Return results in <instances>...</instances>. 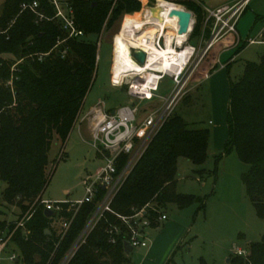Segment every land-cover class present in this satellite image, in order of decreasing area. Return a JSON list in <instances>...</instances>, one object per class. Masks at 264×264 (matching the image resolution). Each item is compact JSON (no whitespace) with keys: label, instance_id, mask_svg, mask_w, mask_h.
I'll return each mask as SVG.
<instances>
[{"label":"trees","instance_id":"trees-1","mask_svg":"<svg viewBox=\"0 0 264 264\" xmlns=\"http://www.w3.org/2000/svg\"><path fill=\"white\" fill-rule=\"evenodd\" d=\"M39 3L38 10L47 19H38L23 3ZM73 9L76 25L85 32L81 38L67 40L66 57L56 50L57 41L66 37L56 20L51 0H3L0 6V179L5 183L3 205H14L30 217L23 227L15 230L12 245L22 254L20 263L47 264L54 250L56 233L42 204L47 187L50 151L55 141L61 142L60 157L65 154L66 141L84 109L85 99L93 85L97 71V45L101 30L123 13L141 9L138 0H60ZM158 0V4H183L193 11L196 22L189 38L210 36L204 30L206 10L194 0L179 2ZM155 2V0H150ZM141 12L128 14L138 16ZM260 19L259 17L257 18ZM50 52V53H49ZM49 53L48 55H40ZM228 138L222 153L215 157V169L204 166L209 157L212 132L208 128H190L180 115L169 118L148 149L135 165L112 203L115 213L133 214L149 203L167 208L198 204L204 210L206 197L178 192V162L185 158L197 166L196 178L217 175L224 156L236 152L249 165L242 175L248 199L257 215L264 220V53L259 63L246 64L243 76L231 82L227 114ZM84 203L78 210L63 239L56 264L81 233L97 207V201ZM64 215L69 205L64 204ZM0 210V215H1ZM156 227V212L151 213ZM111 224L122 228L116 243L109 241ZM16 223L0 221V230L13 231ZM50 232V233H48ZM128 229L114 213H106L77 251L69 264H129L124 251ZM247 257L232 256L228 264H264V235L260 241L250 242ZM23 256V259H22ZM39 256L40 260L35 261ZM173 263V256L166 264ZM199 264H207L201 259Z\"/></svg>","mask_w":264,"mask_h":264},{"label":"rangeland","instance_id":"rangeland-1","mask_svg":"<svg viewBox=\"0 0 264 264\" xmlns=\"http://www.w3.org/2000/svg\"><path fill=\"white\" fill-rule=\"evenodd\" d=\"M89 1L95 2L98 0ZM138 1L141 5L140 10L132 13H123L113 23L109 25L105 23L101 30L100 37L97 39V71L91 90L85 99L84 109L78 119V122H80H77L74 126L66 141L64 155L60 157L61 142L55 141L52 145L50 151L51 162L48 167L51 171L47 187L43 193L44 200L73 202L83 198L85 192L83 180L88 175L94 174L102 163L90 145V134L86 131L88 121H83L86 112L92 105L108 110L120 108L131 102L127 86L116 87L113 85L112 68L117 41L127 40V22L129 18H142L148 6L158 4V0L153 3L150 0ZM173 1L186 2L189 0ZM200 1L204 2L206 7H215L226 0ZM249 1V7L242 14L239 23L243 41L247 39L249 34L254 38L260 30H263V22L257 18L259 15L264 14V0ZM2 2L3 0H0V6ZM176 4L187 9L183 4ZM197 4L199 3L197 2ZM136 12L141 13L138 16H127ZM194 19L196 22V16ZM213 21L212 19L207 23L209 29L212 28ZM247 41L235 47L230 54L232 55L231 57L235 56L229 68L226 69L228 71L227 77L231 82H236L243 76L247 63H259L264 53V43L250 44V46L244 48V45L248 44ZM190 43L195 45L197 50L185 70L186 78L189 77L185 86V94L175 106L169 118L178 114L189 123L190 128H208L213 132L215 126L221 123L217 115H214L212 105L217 100V91H214L209 81H205L202 85L195 88V84L198 82L199 69H201L200 66L203 67L207 60L206 56L200 60L206 43L203 42L201 44L200 38H194ZM218 48L219 50L221 49L220 45ZM226 57L228 58V56H225L223 61H226ZM215 60L216 58L214 57L208 59V61H213L214 63ZM122 78H116L117 82H121ZM172 87L171 78L165 75L157 93L166 95L171 91ZM101 101L104 104H99ZM160 103L158 100L143 102L141 108L144 111H142V114L149 109L159 107ZM228 104L227 95L224 94L223 96L221 91L219 93L218 106L224 112L222 115L225 118V124L226 114H228L229 110ZM210 121H213V123L211 124ZM222 151L223 149H218L213 141L210 142L209 157L207 164L204 166L207 170L213 171L215 169V157ZM195 169H197V166L188 159H179L177 190L183 194L206 197V209L199 210L198 204L182 209L175 204L168 206L169 220L185 224L187 227L184 241L171 255V257L173 256L172 264H199L201 259L207 264H228V259L234 256V248L245 247L248 249L250 242L260 241L264 235V220L257 215L253 204L247 197L245 186L242 182V175L249 170V165L243 163L236 152H232L224 156L220 161L216 177L205 176L202 180H198L195 177ZM5 186V183L0 179V210L2 212L0 221L6 220L9 223H17L22 219L23 212L16 204L3 205L5 202L3 201L2 193ZM30 212L32 211H28V213ZM161 224L160 222L159 226L149 227L147 232L150 234L159 232L158 228L163 225ZM55 238L57 239L55 241L56 244L59 242V238L57 235ZM150 238L152 236L148 235L146 239L148 244ZM9 249H15L22 254L18 245H12L11 243ZM145 251L146 247L135 248L129 255V264H142L146 256ZM39 260L40 257L37 256L35 261ZM21 264L24 263L21 262Z\"/></svg>","mask_w":264,"mask_h":264},{"label":"built area","instance_id":"built-area-1","mask_svg":"<svg viewBox=\"0 0 264 264\" xmlns=\"http://www.w3.org/2000/svg\"><path fill=\"white\" fill-rule=\"evenodd\" d=\"M247 2L248 0H243L234 5H225L217 10L209 11V17L205 21L204 30L209 20L213 19L214 21L210 36L205 38L204 33H202L199 37L201 39V44L203 42L206 43L200 60L216 42L229 32H236L237 22ZM51 3L54 5L56 13L50 18V20H56L60 24L66 37L58 40L57 44L50 52L56 50L64 58L68 54V48H62L63 44L69 39L83 37L85 32L79 29L76 25L73 9L67 2L51 0ZM156 6L157 5L148 6L147 11L151 12ZM38 8L39 3L37 1L22 4V10L30 9L38 16V19H47ZM262 22V31L264 32V18ZM191 33L187 38L186 45H189L193 49V53L188 62L184 64L183 68L174 71L171 69L163 71L146 70L145 72L130 71L128 72L129 75L122 78L121 82H116L113 79L114 86H127L131 102L120 108L108 110L95 107L93 109L95 114H92L91 116L92 111L84 117L83 121H88V129L91 138L90 145L95 150L102 163L94 174L88 175L83 180L85 192L82 199L73 202L42 201L45 211L51 210L54 212L53 216L50 217L51 228L59 238V242L55 244L54 250L52 251L47 264H53L60 249L61 242L68 233L80 207L84 203L96 201L101 190L102 196L97 201V207L91 218L75 242L70 248H68L56 264H69L80 246L86 241L98 222L108 212L116 214L127 227L128 232L125 240L130 243L133 250L138 247L148 246L146 240L148 236L147 230L152 226V212H156L157 214L156 223H160L168 218L164 209L158 207L157 204L149 203L141 209L133 208V214L131 215H121L113 211L112 203L135 165L144 155L152 140L162 129L175 106L185 94V86L189 78H186L185 70L197 50L196 46L189 42ZM261 42L263 41L259 40L258 37L248 39V44ZM153 43L155 47L162 49L166 46V37L161 33H158V36L154 39ZM172 45L176 50L181 49L178 47L177 40ZM130 49L132 52L135 49L145 51L146 62L144 65L140 64L133 55H130L138 64L146 66L149 60V50L145 49L143 46H135V44H131ZM49 53H42L40 57L42 58ZM150 72L156 73L157 78L155 83H153L150 76H148V73ZM165 75L171 78L173 87L168 94L162 95L157 93V91L159 90L161 81ZM149 82L152 83L149 84ZM154 100L161 102L159 107L149 109L142 114V111H144L143 108H141L142 103ZM99 104H104V102L101 101ZM64 204L69 205L66 212H72L71 217H66L63 214L65 211ZM29 217L30 215L28 212L24 214L22 219L16 223V227L13 231L0 230V264H21L18 252L15 249H9V246L12 243V237L15 230L19 227H23L25 221ZM108 233L110 235L109 241L111 243H116L117 236L123 233V230L121 227L111 224ZM233 253L235 256L247 257L249 250L245 247H237L234 248Z\"/></svg>","mask_w":264,"mask_h":264},{"label":"crops","instance_id":"crops-1","mask_svg":"<svg viewBox=\"0 0 264 264\" xmlns=\"http://www.w3.org/2000/svg\"><path fill=\"white\" fill-rule=\"evenodd\" d=\"M196 1L200 5H202V7L206 10V19H205L206 21L207 18L209 17V11L217 10L225 5H234L235 3L243 1V0H226L216 5L215 7H206L204 2H201L200 0H196ZM249 2L250 1L248 0L247 4L244 6L242 14L249 7ZM242 14L240 15L239 20L236 25V32H229L222 39L216 42L204 55L206 56L205 58L207 60L205 61V65L203 64L204 65L203 67L200 66L201 69H199V77L197 78L198 82H196L195 84L196 87L193 86L197 88L198 86L202 85L205 81H209L212 88H214V91L215 90L217 91V100H215L212 105H213L214 115H217L219 120H221V123L219 121L220 124H217L215 128L213 129V132L211 135V141H213V143L216 144L218 149L224 148L225 141L228 138L227 114H226V124H225V118L222 115V113L224 112H222V109L220 108V106H218V103H219V93L221 91L223 92V96L224 94L227 95V102L229 103L231 81L227 77L228 71L226 69L229 68L232 60L235 58V56L231 57L232 55L230 54L232 53L234 48L237 47L238 45L240 46L242 42H245L249 38H253L251 34H249L246 40L243 41L242 39L240 30H239V23H240ZM258 17L260 18L259 20L262 21L264 18V14L259 15ZM263 36H264V32L260 30L255 35L254 38L258 37L259 40L263 41L261 43H264ZM261 43H256V44H261ZM219 45L221 47L220 50L218 48ZM247 46H250V44L244 45V48H246ZM225 56H228V58L226 57V61H223ZM211 57L216 58L215 63L213 61H208V59H211ZM112 78H113V70H112ZM95 106L96 105H92L86 112V115L92 112ZM92 114H95V112L93 111L91 113V116ZM210 123L212 124L213 121H210ZM88 128L89 126L86 127V131L89 133ZM197 179L202 180L203 178H197ZM167 209L168 207L165 208L164 211L168 215ZM205 209L206 208H204V210ZM161 223L163 225L161 224L162 226L158 228L159 232H153L151 234L148 233V235L152 236V238H150L149 244L146 247V251H145L146 256L142 264H166L171 258V255L173 254V252L184 241V238L187 232V229H186L187 227L185 224H181L173 220H169V215H168V218L164 220L163 222L161 221ZM159 224L160 223H158L157 226H159ZM228 260H230V258Z\"/></svg>","mask_w":264,"mask_h":264},{"label":"bare ground","instance_id":"bare-ground-1","mask_svg":"<svg viewBox=\"0 0 264 264\" xmlns=\"http://www.w3.org/2000/svg\"><path fill=\"white\" fill-rule=\"evenodd\" d=\"M155 10L147 11L142 18L130 17L127 22L126 41H117L114 49L113 79L128 76L130 71L146 70H178L184 67L193 53V49L186 45L188 34L180 35L178 32V18L171 16L174 9H183L178 5H157ZM161 33L166 37V46L162 49L154 46V39ZM177 40L180 50L172 45ZM131 44L143 46L149 50V60L146 66L138 64L130 55ZM153 83L156 81V73H148ZM152 82H149L151 84Z\"/></svg>","mask_w":264,"mask_h":264},{"label":"water","instance_id":"water-1","mask_svg":"<svg viewBox=\"0 0 264 264\" xmlns=\"http://www.w3.org/2000/svg\"><path fill=\"white\" fill-rule=\"evenodd\" d=\"M93 5H96V2L93 3ZM158 8V6H156L154 9L156 10ZM153 9V10H154ZM170 15L173 17H177L179 19V29L178 32L180 35H185V34H190L192 29H193V25H194V15L193 12L183 8V9H174L171 11ZM129 52L131 55H133V57L142 65L145 64L146 62V53L143 50L140 49H135L133 50V52L131 51V49L129 48ZM105 188V187H103ZM45 214L47 217H52L54 212L51 210H46ZM50 233V232H48ZM124 251L127 255H130L131 252L133 251V247L130 245V243L127 240H124ZM230 260H228L229 262Z\"/></svg>","mask_w":264,"mask_h":264}]
</instances>
